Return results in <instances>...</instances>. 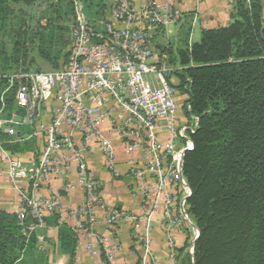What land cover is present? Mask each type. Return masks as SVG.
I'll return each instance as SVG.
<instances>
[{"label":"built area","instance_id":"1","mask_svg":"<svg viewBox=\"0 0 264 264\" xmlns=\"http://www.w3.org/2000/svg\"><path fill=\"white\" fill-rule=\"evenodd\" d=\"M74 1L72 44L66 64L53 71L0 75L3 94L16 87L15 103L21 110L7 112L3 105L0 131L19 139L26 136L20 127L30 126L40 153L36 159H25L7 149L0 136V179L16 188H20L18 182L26 181L28 188L20 191L17 216L25 234L36 233L42 242L45 238L39 230L47 218L60 213V196L39 198L35 192L44 179L61 172V164L66 167L68 163H74L84 179L87 202L77 214L87 224L95 227L105 221L112 227L120 218H128L151 231V214L124 217L111 209L102 220L97 210L100 184L87 177L83 151L89 145H99L107 167L116 171L114 139L104 133L108 126L109 134H117L129 153H139L131 161L132 172L147 182L139 190L153 211H161V227L168 233L174 255V229L187 230L190 225L194 241L199 235L188 211L191 188L183 170L185 155L194 147L192 136L198 119L186 114L184 106L188 110L190 105L176 86L178 68L169 65L165 52L157 50L155 37L161 29L182 22L185 13L172 0L165 4L144 0L141 5L133 0H114L111 20L102 22L98 30L89 21L83 0ZM236 1L232 0L233 7ZM244 1L251 6L253 0ZM260 1L264 5V0ZM4 78L6 85L2 86ZM45 112L50 113L49 122L43 119ZM77 133L85 135L83 145L78 144ZM104 240H99L101 250ZM98 249L96 245L88 247L93 256Z\"/></svg>","mask_w":264,"mask_h":264},{"label":"trees","instance_id":"2","mask_svg":"<svg viewBox=\"0 0 264 264\" xmlns=\"http://www.w3.org/2000/svg\"><path fill=\"white\" fill-rule=\"evenodd\" d=\"M83 1L86 13L104 9V0ZM74 15V0H0V75L63 67ZM231 18L225 26L202 29L192 42V22L183 23L176 41L156 45L178 68L176 86L190 105L186 114L198 119L183 166L191 188L188 211L199 232L193 264H264V5L237 0ZM3 90L0 109L21 112L16 87ZM20 132L26 136L0 131L5 147L38 158L33 129L22 126ZM51 218L46 221L59 227L58 246L74 261L76 231L59 223L58 214ZM37 240L36 233L25 234L17 214L0 210V264L25 263Z\"/></svg>","mask_w":264,"mask_h":264},{"label":"crops","instance_id":"3","mask_svg":"<svg viewBox=\"0 0 264 264\" xmlns=\"http://www.w3.org/2000/svg\"><path fill=\"white\" fill-rule=\"evenodd\" d=\"M104 1V9L101 12L93 10L87 13L98 30L101 29L102 22L111 20L114 0ZM133 1L138 5L144 2V0ZM157 1L165 4L169 0ZM172 1L177 8L184 11L185 17L182 22L169 26L168 30L175 31L177 35L180 25L191 21L193 27L191 42L194 41L193 35L198 32L197 28H199L197 35L200 36L202 29L225 26L232 20V0ZM43 119L49 122L50 113L45 112ZM104 133L114 139L112 147L117 162L116 171L107 167L104 153L99 145H89L83 151L87 177L100 184L101 202L97 210L101 219L103 220L111 209L124 217H142L151 214L152 230L149 231L145 224L140 225L128 218H120V221L112 227L106 226L105 221L91 227L77 214L80 207L87 202L84 179L74 163H68L66 167L61 164V172L44 179L35 195L39 198L60 196V213L63 217L59 219V223H66L76 231L78 237L76 257L71 262L70 255L61 251L58 246L59 227L49 224L48 221H52L49 217L45 227L39 230V235L44 236L45 242L38 239L37 247L29 250L25 263L22 264H193L194 240L189 239L187 230L177 228L171 233L175 243L174 255H172L168 233L161 227V211H153L152 206L141 195L139 187L147 182L134 176L131 165L132 159L137 158L139 153H129L123 141L117 138V134H109L108 126L104 127ZM75 138L79 145H83L86 141L83 133H77ZM22 156L29 160L35 157L32 152ZM18 186L20 188L10 185L6 179H0V210L17 214L21 205L20 191L28 188L26 181L18 182ZM31 190L30 185L29 191ZM60 213L58 211L56 214L60 217ZM81 223H85L83 229L79 228ZM99 240L105 241L104 250H101ZM90 245L99 248L97 255L93 256L89 253Z\"/></svg>","mask_w":264,"mask_h":264},{"label":"rangeland","instance_id":"4","mask_svg":"<svg viewBox=\"0 0 264 264\" xmlns=\"http://www.w3.org/2000/svg\"><path fill=\"white\" fill-rule=\"evenodd\" d=\"M84 2V1H83ZM85 10V8H84ZM86 12V11H85ZM87 14V13H86ZM88 16V15H87ZM89 18V17H88ZM89 21L92 23V19L89 18ZM189 23V22H188ZM94 24V23H92ZM173 29V28H172ZM198 30L197 33H199V28L196 29V31ZM161 31H165V35H161L160 32ZM99 32V31H98ZM197 33L195 35H193L192 39H194V41H198L200 39V36L197 35ZM158 35V34H157ZM169 36V37H168ZM176 33L175 31H172V32H169L168 28H164V29H161L159 31V35L156 37L155 39V46L157 45V43H159V45H162L165 46L164 44H167L168 42H172V41H176ZM161 51V49H159ZM43 68L45 70H50V68L46 65V64H43ZM187 232L189 234V239H191V241L194 240V231L192 229V227L189 225L188 226V229H187Z\"/></svg>","mask_w":264,"mask_h":264},{"label":"water","instance_id":"5","mask_svg":"<svg viewBox=\"0 0 264 264\" xmlns=\"http://www.w3.org/2000/svg\"><path fill=\"white\" fill-rule=\"evenodd\" d=\"M196 240L194 241V244H195Z\"/></svg>","mask_w":264,"mask_h":264}]
</instances>
